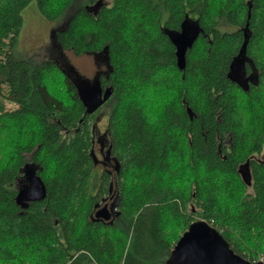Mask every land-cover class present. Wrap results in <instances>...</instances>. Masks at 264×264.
<instances>
[{"label": "trees", "instance_id": "trees-1", "mask_svg": "<svg viewBox=\"0 0 264 264\" xmlns=\"http://www.w3.org/2000/svg\"><path fill=\"white\" fill-rule=\"evenodd\" d=\"M31 1L55 21L76 0H0V264H165L199 220L256 262L264 0H89L51 43L106 63L97 83L108 97L95 110L70 64L15 59ZM186 18L199 35L180 70L171 35ZM105 105L114 173L95 153ZM24 171L36 176L25 195ZM111 196L116 218H96Z\"/></svg>", "mask_w": 264, "mask_h": 264}, {"label": "rangeland", "instance_id": "rangeland-1", "mask_svg": "<svg viewBox=\"0 0 264 264\" xmlns=\"http://www.w3.org/2000/svg\"><path fill=\"white\" fill-rule=\"evenodd\" d=\"M105 0H99L93 7H98V5L104 3ZM75 5L70 7L65 14L58 17L57 20H47L39 12L37 4L35 1H31L21 12L23 17V26L18 37V41L14 47V57L17 60H27L35 63H40L44 60H51L58 62L61 66H65V63L70 64L75 69L73 71H78L80 75L87 78L85 81H78V85L85 88L86 85H94L97 83L98 76L106 70V63L102 61L95 55L85 54L82 56H75L72 52L60 51L56 47H52L51 39L52 33L55 28L62 27L68 19L74 14L76 9L88 5L89 0H76ZM193 17L197 14L192 13ZM167 17V11L162 10L161 18ZM111 107L105 105L101 107L95 118L94 124L96 128L95 137L99 139L102 138L107 129L108 118L110 114ZM102 143L99 141L95 142V153L99 158H102L101 153ZM264 157V156H263ZM97 171L102 170V166H98ZM24 171L23 182L26 180L27 185L23 188V194H29L30 189L34 184V178L36 176L34 173L28 175ZM24 185V184H23ZM22 185V186H23ZM21 189V187H19Z\"/></svg>", "mask_w": 264, "mask_h": 264}, {"label": "water", "instance_id": "water-1", "mask_svg": "<svg viewBox=\"0 0 264 264\" xmlns=\"http://www.w3.org/2000/svg\"><path fill=\"white\" fill-rule=\"evenodd\" d=\"M194 26L193 28H191ZM196 26L186 18L181 24V30L171 35V40L176 47L175 55L177 66L180 70L186 67V55L192 48L199 35ZM246 42L243 45L245 48ZM242 53V51H241ZM233 67V66H232ZM230 76V75H229ZM238 83H241V76H238ZM80 86V85H79ZM82 94L89 107L98 108L108 97L104 95L99 98V84L86 85L82 88ZM189 113L192 112L189 110ZM248 164V163H247ZM36 198H43L46 195L44 189H36ZM112 209V210H111ZM108 205L103 206L95 217L105 220L116 218V209ZM165 264H264V262H252L235 253L223 235L206 221H196L191 223L189 228L183 233L170 253Z\"/></svg>", "mask_w": 264, "mask_h": 264}, {"label": "flooded vegetation", "instance_id": "flooded-vegetation-1", "mask_svg": "<svg viewBox=\"0 0 264 264\" xmlns=\"http://www.w3.org/2000/svg\"><path fill=\"white\" fill-rule=\"evenodd\" d=\"M194 21L195 20L192 19L191 22H194ZM191 24H193V23H191ZM191 28H193V30H194V26H192ZM105 94L106 93L103 89H99L98 95H99L100 99H102ZM105 136H106V138L104 137L102 140L103 144H102V148H101V150H102V152H101L102 159L101 160L104 162L105 166H107V169L109 170V172L114 173V162H113L112 157L109 153V140L107 138V135H105ZM97 141H98V138H97ZM105 153H107V156L105 155ZM106 205H108L109 208L112 206L115 208V206L113 204V196L110 197V201L108 203H106Z\"/></svg>", "mask_w": 264, "mask_h": 264}, {"label": "built area", "instance_id": "built-area-1", "mask_svg": "<svg viewBox=\"0 0 264 264\" xmlns=\"http://www.w3.org/2000/svg\"><path fill=\"white\" fill-rule=\"evenodd\" d=\"M264 262V252L263 253H261V255H259L258 256V259H257V261L256 262Z\"/></svg>", "mask_w": 264, "mask_h": 264}, {"label": "bare ground", "instance_id": "bare-ground-1", "mask_svg": "<svg viewBox=\"0 0 264 264\" xmlns=\"http://www.w3.org/2000/svg\"><path fill=\"white\" fill-rule=\"evenodd\" d=\"M102 208V207H101ZM100 209V208H99ZM194 222H196V221H194ZM194 222H192V223H194ZM211 225V224H210ZM212 226V225H211ZM213 227V226H212ZM215 228V227H214Z\"/></svg>", "mask_w": 264, "mask_h": 264}]
</instances>
